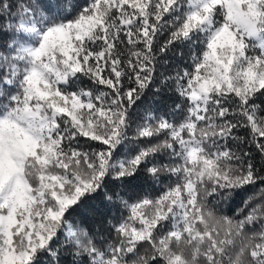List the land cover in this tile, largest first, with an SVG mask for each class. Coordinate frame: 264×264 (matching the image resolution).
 Wrapping results in <instances>:
<instances>
[{
  "label": "snow or ice",
  "instance_id": "obj_1",
  "mask_svg": "<svg viewBox=\"0 0 264 264\" xmlns=\"http://www.w3.org/2000/svg\"><path fill=\"white\" fill-rule=\"evenodd\" d=\"M0 264H264V0H0Z\"/></svg>",
  "mask_w": 264,
  "mask_h": 264
},
{
  "label": "trees",
  "instance_id": "obj_2",
  "mask_svg": "<svg viewBox=\"0 0 264 264\" xmlns=\"http://www.w3.org/2000/svg\"><path fill=\"white\" fill-rule=\"evenodd\" d=\"M172 99H176V97H172ZM241 204L240 199H237L236 202V206H239ZM119 214H120V210L118 209H113L110 213H108L109 218L115 217V218H119ZM105 228L107 227V225L104 226Z\"/></svg>",
  "mask_w": 264,
  "mask_h": 264
}]
</instances>
